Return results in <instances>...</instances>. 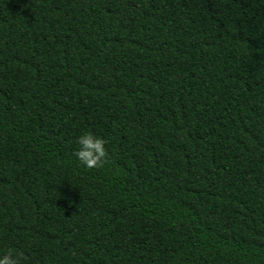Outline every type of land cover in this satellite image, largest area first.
<instances>
[{"label": "trees", "instance_id": "obj_1", "mask_svg": "<svg viewBox=\"0 0 264 264\" xmlns=\"http://www.w3.org/2000/svg\"><path fill=\"white\" fill-rule=\"evenodd\" d=\"M8 251L264 264V0H0Z\"/></svg>", "mask_w": 264, "mask_h": 264}, {"label": "clouds", "instance_id": "obj_2", "mask_svg": "<svg viewBox=\"0 0 264 264\" xmlns=\"http://www.w3.org/2000/svg\"><path fill=\"white\" fill-rule=\"evenodd\" d=\"M77 148L74 152L76 160L85 168H95L105 158L104 141L90 132L81 133L76 139ZM22 254L8 251L0 255V264H20Z\"/></svg>", "mask_w": 264, "mask_h": 264}]
</instances>
